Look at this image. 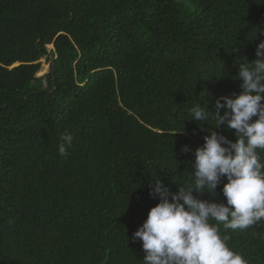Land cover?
Segmentation results:
<instances>
[{
  "label": "trees",
  "instance_id": "trees-1",
  "mask_svg": "<svg viewBox=\"0 0 264 264\" xmlns=\"http://www.w3.org/2000/svg\"><path fill=\"white\" fill-rule=\"evenodd\" d=\"M260 40L264 0H0V264H143L148 180L193 181L215 120L202 130L191 108L239 93ZM220 228L264 264V221Z\"/></svg>",
  "mask_w": 264,
  "mask_h": 264
},
{
  "label": "clouds",
  "instance_id": "clouds-1",
  "mask_svg": "<svg viewBox=\"0 0 264 264\" xmlns=\"http://www.w3.org/2000/svg\"><path fill=\"white\" fill-rule=\"evenodd\" d=\"M255 56L238 67L239 93L210 101L214 111L208 110L207 103L195 102L191 108L189 120L200 122L202 130L210 119L215 120L203 145L193 151V181L176 182L173 192L157 174L148 180L149 195L158 203L131 237L142 243L143 264H248L228 246L220 225L225 230H246L264 221L260 156L264 151V40L256 45ZM221 125L235 130L234 141L214 130ZM72 145L73 135L65 131L58 154L67 157ZM182 151L189 148L184 146ZM222 179L226 180L220 189L225 201L219 202L213 198ZM205 193L208 199L201 198Z\"/></svg>",
  "mask_w": 264,
  "mask_h": 264
},
{
  "label": "rangeland",
  "instance_id": "rangeland-1",
  "mask_svg": "<svg viewBox=\"0 0 264 264\" xmlns=\"http://www.w3.org/2000/svg\"><path fill=\"white\" fill-rule=\"evenodd\" d=\"M48 47L52 48V45H49ZM39 61L41 62V69L39 70L37 75L41 76L49 70V64L50 63L44 57L40 58Z\"/></svg>",
  "mask_w": 264,
  "mask_h": 264
},
{
  "label": "water",
  "instance_id": "water-1",
  "mask_svg": "<svg viewBox=\"0 0 264 264\" xmlns=\"http://www.w3.org/2000/svg\"><path fill=\"white\" fill-rule=\"evenodd\" d=\"M53 63H54V55L51 53L50 54V64H49V69H53Z\"/></svg>",
  "mask_w": 264,
  "mask_h": 264
}]
</instances>
